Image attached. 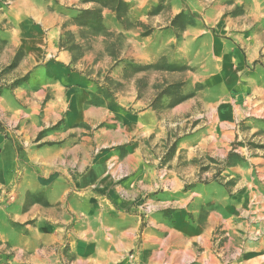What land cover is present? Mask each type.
<instances>
[{"label": "rangeland", "instance_id": "rangeland-1", "mask_svg": "<svg viewBox=\"0 0 264 264\" xmlns=\"http://www.w3.org/2000/svg\"><path fill=\"white\" fill-rule=\"evenodd\" d=\"M0 112V264H264V0H0Z\"/></svg>", "mask_w": 264, "mask_h": 264}, {"label": "crops", "instance_id": "crops-1", "mask_svg": "<svg viewBox=\"0 0 264 264\" xmlns=\"http://www.w3.org/2000/svg\"><path fill=\"white\" fill-rule=\"evenodd\" d=\"M40 74H44V76H42V77L45 79V82H47V79L49 80L50 77H52V74L47 71V67H42L41 69H35L34 71H32L29 74L28 82L34 81V79L37 78L38 75H40ZM65 77L67 79L72 78L73 81L69 82L67 80L66 81L62 80V82L64 84H71V83L82 84L85 82V79H86L82 73L76 72V71L71 72L70 75H68V74L65 75ZM0 121L3 123L4 127L6 128L5 131L9 134V136L16 139V137L14 135H12V133H10L8 131V128L6 127L9 125H14V123L12 124L10 121H8L4 117V114H1V112H0ZM25 158H26V156H25ZM16 162H18V160H17L16 152L14 150L13 145L4 136V134L0 133V181L8 182L9 180L12 179L13 170H14V167L16 165ZM20 162H18V163H20Z\"/></svg>", "mask_w": 264, "mask_h": 264}, {"label": "trees", "instance_id": "trees-1", "mask_svg": "<svg viewBox=\"0 0 264 264\" xmlns=\"http://www.w3.org/2000/svg\"><path fill=\"white\" fill-rule=\"evenodd\" d=\"M5 127L3 123L0 121V133L4 134V136L11 142L16 152L17 160L20 162L23 158H25L23 146L13 137H10L9 134L5 131Z\"/></svg>", "mask_w": 264, "mask_h": 264}]
</instances>
